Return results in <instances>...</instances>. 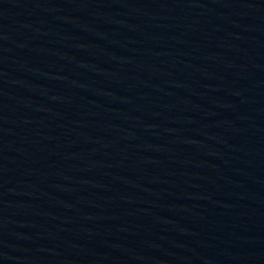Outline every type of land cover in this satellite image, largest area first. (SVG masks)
<instances>
[{
	"label": "water",
	"instance_id": "obj_1",
	"mask_svg": "<svg viewBox=\"0 0 264 264\" xmlns=\"http://www.w3.org/2000/svg\"><path fill=\"white\" fill-rule=\"evenodd\" d=\"M0 264H264V0H0Z\"/></svg>",
	"mask_w": 264,
	"mask_h": 264
}]
</instances>
